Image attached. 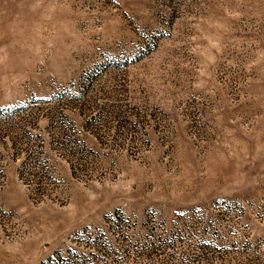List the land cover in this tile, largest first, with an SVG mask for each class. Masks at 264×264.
<instances>
[{
	"label": "rangeland",
	"instance_id": "rangeland-1",
	"mask_svg": "<svg viewBox=\"0 0 264 264\" xmlns=\"http://www.w3.org/2000/svg\"><path fill=\"white\" fill-rule=\"evenodd\" d=\"M0 264H264V0H0Z\"/></svg>",
	"mask_w": 264,
	"mask_h": 264
}]
</instances>
